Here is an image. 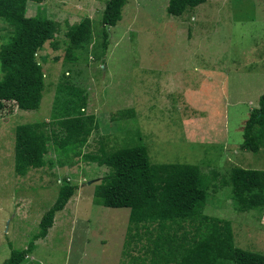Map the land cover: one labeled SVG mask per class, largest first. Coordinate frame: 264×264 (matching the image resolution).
<instances>
[{"label": "rangeland", "instance_id": "1", "mask_svg": "<svg viewBox=\"0 0 264 264\" xmlns=\"http://www.w3.org/2000/svg\"><path fill=\"white\" fill-rule=\"evenodd\" d=\"M107 1L30 3L31 25L40 16L59 25V47L47 43L38 55L46 84L38 112L0 103V264L11 256L9 244L17 251L28 247L66 183L78 191L23 264H129L124 243L130 210L94 203L106 168L56 156L49 143L46 167L26 177L15 173L17 128L64 118L62 100H56L64 83L83 92V114L99 123L85 153L113 152L140 132L152 164L264 171V149H240L245 124L264 94V0H209L181 17L168 14L169 0H127L121 22L109 29L104 55ZM85 19L92 21L95 45L69 63L66 34ZM8 38L0 21V48ZM131 110L134 119L121 118ZM204 213L232 223L236 247L264 255V213H239L228 189L210 193Z\"/></svg>", "mask_w": 264, "mask_h": 264}, {"label": "trees", "instance_id": "2", "mask_svg": "<svg viewBox=\"0 0 264 264\" xmlns=\"http://www.w3.org/2000/svg\"><path fill=\"white\" fill-rule=\"evenodd\" d=\"M43 2L0 0V21L9 30V38L0 48V103H15L25 112L40 110L46 89L39 53L47 43L54 50L59 47L55 41L59 28L56 22L46 16L35 19L34 25L28 20L30 3ZM208 2L169 0L167 12L181 17ZM126 5L127 0L106 3L101 32L104 55L109 47V29L121 22ZM66 38L65 60L76 63L77 52H87L95 45L92 21L85 19L71 27ZM57 92V102L62 100L64 105V118L50 125L36 123L17 128L14 165L17 176L26 177L31 170L48 165L49 143L56 156L106 168L108 175L96 186L94 203L104 208L130 210L124 243V257L129 264H264V255L236 247L230 221L204 213L210 193L226 189L239 213H264V171L207 172L190 164H152L140 132L131 133L125 146L113 152L101 148L97 153H85L99 123L94 116L83 114L86 98L80 89L64 83ZM121 118L134 119L135 113L124 111ZM240 149L253 154L264 149V94L259 99V108L252 111L245 124ZM58 164L63 167L60 160ZM77 191V186L63 185L28 247L17 251L9 244L11 256L4 264L25 263L36 251L37 242L48 237L55 216L65 210Z\"/></svg>", "mask_w": 264, "mask_h": 264}]
</instances>
